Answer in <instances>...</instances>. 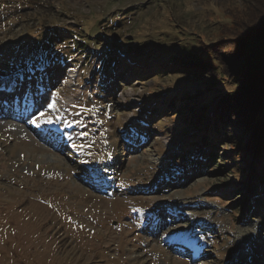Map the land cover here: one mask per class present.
Wrapping results in <instances>:
<instances>
[{
	"label": "rangeland",
	"instance_id": "1",
	"mask_svg": "<svg viewBox=\"0 0 264 264\" xmlns=\"http://www.w3.org/2000/svg\"><path fill=\"white\" fill-rule=\"evenodd\" d=\"M254 22L264 23V0H0V85L17 87L0 97V264H264V206L248 212L263 134L247 131L264 114L240 82L264 63ZM43 26H71L89 53L71 35L31 57ZM99 34L128 40L131 54L99 61L109 47ZM143 45L190 47L203 66L175 71L167 56L160 73L140 65L138 79ZM110 59L111 76L100 75ZM226 93L238 119L215 130ZM205 128L210 144L196 147L191 134ZM183 229L192 252L170 245Z\"/></svg>",
	"mask_w": 264,
	"mask_h": 264
},
{
	"label": "trees",
	"instance_id": "2",
	"mask_svg": "<svg viewBox=\"0 0 264 264\" xmlns=\"http://www.w3.org/2000/svg\"><path fill=\"white\" fill-rule=\"evenodd\" d=\"M28 6H32V5H28ZM48 7H52V6L50 5ZM254 24H255V27H259V30H260L255 35L256 36L258 35V39L262 38V40H264V23H262V25H261V22H254ZM103 27H104V25H103ZM43 28L44 29L46 28L45 30H47L49 28L50 33H44V34L40 33L39 34L40 37L33 40V41H36V45L33 46L31 49V55L32 56H35L38 53H43V52H46L48 50H52L53 45H56V46L58 45L57 41L69 39L70 38L69 36H71V35H72V37L74 35L77 37L76 41H74V45L76 42V45H75L76 50L79 53H83L82 54L83 56H84V52L87 54L89 53V52L85 51V49L88 48L87 45L89 43L87 40V37L81 36L78 32L75 33L74 29L71 28V26H69V28H62L59 26H54L53 29H52V27L43 26ZM60 29H62V31H60ZM63 30L64 31L66 30L67 34L63 33ZM102 31H104L103 32L104 36H108L106 28H103ZM111 34H113V33H111ZM95 35H97V34H95ZM99 35H100L101 41H99L98 44L100 45V43L104 42L105 44H107L109 46L107 48V50H105L103 53V54H105V56L106 55L108 56L109 54H110L109 56L114 55L116 50H119V49L123 50L126 53V55H128V56L131 54L129 52L130 50L127 47L128 46V40H125L126 42H123L124 40H121V44H120V43H118V41H115L116 35H113V36L110 35V39H108L107 37L102 38L101 34H99ZM253 36H251V38H253ZM251 38L249 37V39H251ZM70 39H72V38H70ZM120 39H122V38H120ZM146 44L147 43H144V45H146ZM144 45L140 48V50L143 51V53L133 54L135 56L137 55L136 57H140V59H138V60H136V59L133 60L136 63V65H138V67L135 66V69L138 71V72H135V75L138 79H141L142 75H143V73L141 72L142 68H140L142 65L146 66L147 64L152 63L151 66H147L151 70L150 72L160 73V71H163L164 70V67L162 66V64H164L163 59L167 56H169V58H167V59H170L171 65L176 66V68L173 69L175 71H185L187 69V67H189L191 70H193V68L196 66H199V65L203 66L201 61H194V58L191 57L190 54H188L187 50H191L190 47L181 48L182 52H179V53L176 50H172V51L164 50L162 52H159V50L154 51V50H150L149 48H148V50H150V51L145 52L146 49H145ZM186 54L189 56H187ZM179 56H181L183 58H186V56H187L188 58L186 60H182L181 58H179ZM232 57H234V56H232ZM111 59L108 62V64L106 65L107 69L105 66L104 72L102 70V72L104 74H107L109 76H111L110 70L112 71V69L110 68ZM140 61H142V62H140ZM167 63H169L168 60H167ZM263 66H264V63L262 66H257L256 68L255 67L244 68L245 70H247V74H245L243 76V79H245V80H243L241 78L242 80L240 82H242V84H241L242 86L243 85L246 86V88H243L244 89V91L242 93V94H244L243 97L248 98L249 96H252L251 98H253L256 101L255 102L256 105L252 104V106L260 108L262 105L263 114H264V67ZM178 67H181V68L179 69ZM243 81H244V83H243ZM234 99H235V96H234V94H231V93L230 94L226 93V94L222 95L221 97H218L215 105L217 108L220 107L222 109V111H221L222 114H221L220 118H217V119H220V121L215 125V127H216L215 130H218L219 127L223 128V129L227 128V125H228L227 121H229L230 119H234V118L238 119V114H235L233 112V110L228 111V107L230 104H232V101ZM255 110H256L255 108H253V107L249 108V106H247L246 109L243 108V116L248 115L249 117H251V116L253 117L252 119L247 120L250 123L253 120H255L256 117H258ZM152 112H153V110H149L150 114L148 115V117H151L150 115ZM203 116H205V115H203ZM192 118H194V117H192ZM150 121H151V119H150ZM237 121H240V120H237ZM204 123H205V121L204 120L200 121L199 118H196V121L193 119H190V126L192 128L195 127L197 129H199L202 125H204ZM254 124H255V122H254ZM254 124L251 125L247 129L248 138L254 137L256 132L260 131V129H261V132L263 134V136H262L263 139L260 141V147H259V151H258L257 155L259 156L260 161L263 160V162H264V116L261 117L260 121L257 120L256 124L255 125ZM218 125H219V127L217 128ZM210 130H211L210 128H205L204 131L201 130V131L192 132L191 135L194 137V139L192 140L193 145H195L197 147L198 146L197 142H199L201 144H210V142H209L210 140H209V136H208V133L211 132ZM215 130H214V132H215ZM251 149H252L251 146H246L243 149L244 151L241 150V153H244V152L248 153L251 151ZM200 164H202V163H200ZM254 176H255L256 181L255 180L252 181L250 189L248 190V193H250V200H248V208H249L248 212H250L253 207H256L258 205L264 206V199H262V193L264 192V190L261 191V189H260V187H261L260 184L262 182L264 183V163H263L262 167L258 168V170H257V172H255ZM237 191H242V190L239 189ZM244 198H245V193L243 194V199ZM263 198H264V196H263ZM245 213H247V212H245Z\"/></svg>",
	"mask_w": 264,
	"mask_h": 264
},
{
	"label": "snow or ice",
	"instance_id": "3",
	"mask_svg": "<svg viewBox=\"0 0 264 264\" xmlns=\"http://www.w3.org/2000/svg\"><path fill=\"white\" fill-rule=\"evenodd\" d=\"M49 107H51V105H49ZM41 115H43V114H41Z\"/></svg>",
	"mask_w": 264,
	"mask_h": 264
},
{
	"label": "bare ground",
	"instance_id": "4",
	"mask_svg": "<svg viewBox=\"0 0 264 264\" xmlns=\"http://www.w3.org/2000/svg\"><path fill=\"white\" fill-rule=\"evenodd\" d=\"M188 244V243H187Z\"/></svg>",
	"mask_w": 264,
	"mask_h": 264
}]
</instances>
